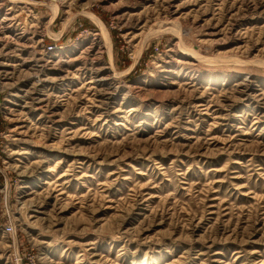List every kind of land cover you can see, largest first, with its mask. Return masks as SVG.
<instances>
[{
  "label": "rangeland",
  "instance_id": "obj_1",
  "mask_svg": "<svg viewBox=\"0 0 264 264\" xmlns=\"http://www.w3.org/2000/svg\"><path fill=\"white\" fill-rule=\"evenodd\" d=\"M21 1L0 264H264V0Z\"/></svg>",
  "mask_w": 264,
  "mask_h": 264
},
{
  "label": "bare ground",
  "instance_id": "obj_2",
  "mask_svg": "<svg viewBox=\"0 0 264 264\" xmlns=\"http://www.w3.org/2000/svg\"><path fill=\"white\" fill-rule=\"evenodd\" d=\"M8 1H10V2H12V3H22V1L21 0H8ZM66 174H60V176L59 177H57V179H61L62 180V178L65 176ZM52 180V179H51ZM56 180V179H55ZM55 180H54V182H55ZM53 182V183H54ZM51 183L52 182H50L49 180H46L45 182H44V185H51ZM59 184V183H58ZM64 184V183H63ZM56 185V184H55ZM53 186V185H52ZM57 186V185H56ZM62 186V185H61ZM64 187V186H63ZM62 190V189H61ZM58 192V191H57Z\"/></svg>",
  "mask_w": 264,
  "mask_h": 264
}]
</instances>
